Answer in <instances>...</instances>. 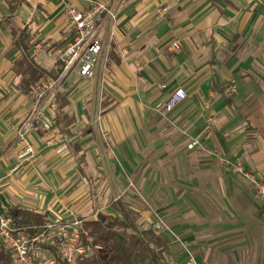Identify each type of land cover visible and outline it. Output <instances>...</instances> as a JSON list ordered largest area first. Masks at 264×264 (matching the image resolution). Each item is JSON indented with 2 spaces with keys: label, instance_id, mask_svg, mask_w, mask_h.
<instances>
[{
  "label": "crops",
  "instance_id": "0c3cea01",
  "mask_svg": "<svg viewBox=\"0 0 264 264\" xmlns=\"http://www.w3.org/2000/svg\"><path fill=\"white\" fill-rule=\"evenodd\" d=\"M96 1L114 16L98 34L109 64L103 72L100 59L92 80H64L65 99L50 111L67 146L61 154V144L50 147L31 132L35 157L18 158L16 129L32 92L18 85L20 53L0 24V215L24 209L48 222L79 216L84 223L98 213L118 216L111 207L118 202L139 214L142 229L159 214L196 264H264V201L218 165V158L238 163L264 185V0H0V20L15 16L32 38L29 55L56 78L57 59L34 47H64V9L85 11ZM174 40L180 51L167 52ZM226 86L235 92L225 95ZM177 89L186 99L155 112ZM91 180L118 197L96 208ZM164 237L167 261L178 264L183 253Z\"/></svg>",
  "mask_w": 264,
  "mask_h": 264
},
{
  "label": "built area",
  "instance_id": "2783aa9c",
  "mask_svg": "<svg viewBox=\"0 0 264 264\" xmlns=\"http://www.w3.org/2000/svg\"><path fill=\"white\" fill-rule=\"evenodd\" d=\"M105 16L114 18L110 8L100 1L92 2L85 11L66 7L64 9L67 24L65 46L59 48L38 44L34 47L33 53L42 52L56 58L60 64V71L56 78L45 76L34 85L31 108L23 123L16 129V137L23 145L18 155L21 161L32 160L36 155L34 147L28 141L31 132L43 133L50 147L61 144L58 152L67 149L63 135L54 126L50 111L54 109L57 95L62 91L63 82L67 77L75 74L83 80H92L100 59H102L103 72L106 71L109 60L106 54L102 55V44L98 36ZM180 49L181 42L174 40L166 51L178 53ZM234 92L232 86H226L224 89L225 95H232ZM186 97L183 89H177L165 102L157 103L154 110L162 115L170 113ZM197 145V142H192L187 148L192 149ZM218 162L241 176L249 177L239 164L233 165L223 158H218ZM260 184L262 186H259V190L264 194V185L261 182ZM152 230L157 234L166 235L184 248L181 239L170 231L159 217H156ZM82 232V226L76 222H48L40 234L30 236L25 229L14 225L12 217L0 215V251L8 256L10 264H58L59 262L73 264L75 260L89 255V249L81 243ZM184 264H196L194 257L190 254Z\"/></svg>",
  "mask_w": 264,
  "mask_h": 264
},
{
  "label": "trees",
  "instance_id": "16d2710c",
  "mask_svg": "<svg viewBox=\"0 0 264 264\" xmlns=\"http://www.w3.org/2000/svg\"><path fill=\"white\" fill-rule=\"evenodd\" d=\"M14 15L0 20L1 25L10 29L14 48L19 56L14 63L18 85L30 95L36 82L48 73L35 63L29 55L31 36L13 23ZM110 57L114 48L110 46ZM111 59V58H110ZM65 99V94L57 95V100ZM63 108V103L61 105ZM118 216L98 213L96 221L82 223L81 243L92 253L86 258L77 259V264H171L166 238L152 229L138 227L139 214L124 205L112 203ZM14 225L25 229L30 236L40 234L48 223L46 216L31 210L16 209L8 213ZM0 264H10L8 256L0 251ZM58 264H66L59 262Z\"/></svg>",
  "mask_w": 264,
  "mask_h": 264
},
{
  "label": "rangeland",
  "instance_id": "374dc122",
  "mask_svg": "<svg viewBox=\"0 0 264 264\" xmlns=\"http://www.w3.org/2000/svg\"><path fill=\"white\" fill-rule=\"evenodd\" d=\"M63 88V87H62ZM66 145V144H65ZM65 151V150H64ZM58 152V151H57ZM63 151H61V152H58V154H61ZM216 159V158H215ZM231 164H233V165H238V163H231ZM218 165L220 166V167H222V168H224L225 169V171L226 172H228L229 173V175H232L234 178H236V179H239V180H241L244 184H246V185H248V186H250L251 187V189H252V191H253V193H254V195L257 197V201H259V202H257V203H261V202H263L264 201V194H262L261 193V191L259 190V186H262L261 184H260V177H261V175H257V174H255V173H250L249 171H247L246 169H245V167H244V170L247 172V174H248V176L249 177H244V176H241L240 174H238V173H235V172H233L231 169H228V168H226V167H224V166H221L220 164H219V162H218ZM240 165V164H239ZM242 166V165H241ZM243 167V166H242ZM125 179H126V181H128V177L126 176V175H124L123 176ZM127 177V178H126ZM92 181V185H93V191L91 192V196H92V200L93 201H96V208H101L102 206H103V203L105 202V200H107L108 198H113V197H118L117 195H116V193H112V192H110V191H107V189H108V185L106 184V186H105V188H104V191H102V192H100L101 190H102V187H100L99 186V188H98V186H97V184H95V180H91ZM127 201V200H126ZM129 203V202H128ZM138 204V203H137ZM93 212H94V209H91V208H89L88 210H87V212L85 213V214H87L86 216H84L85 218H91L92 216L91 215H93ZM157 213V212H156ZM156 217H159L160 219H161V217L159 216V214L158 215H156ZM80 219V217L78 216H76V217H74V218H72L71 220H62L61 218H55V219H52V220H49V222L50 223H73V222H76V223H79V225L80 226H82V222L79 220ZM82 219V218H81ZM156 219V218H155ZM154 220V219H153ZM143 226V225H142ZM152 227V226H151ZM179 238H181V237H179ZM171 240V239H170ZM171 242V241H170ZM175 241L174 240H172V244L174 243ZM184 244H186V243H184ZM174 246L175 247H177V248H179L180 250H179V252H181V253H183V256H184V259L181 261V262H179L178 264H184L187 260H188V258H189V255L191 254V256H193L194 257V254H193V252L191 251V249L188 247L189 245H187V247H186V245H185V248L186 249H184V248H181L177 243L176 244H174ZM187 248H188V250H187ZM184 250H187V252H185ZM88 253L89 254H91L92 253V251H91V249H89L88 250ZM190 253V254H189ZM194 259H195V257H194ZM195 263H196V260H195ZM73 264H77L76 263V260H75V262L73 263Z\"/></svg>",
  "mask_w": 264,
  "mask_h": 264
}]
</instances>
